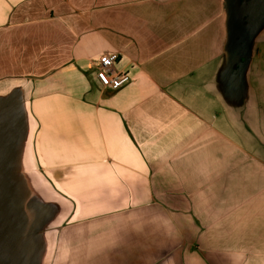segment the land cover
Listing matches in <instances>:
<instances>
[{"label":"crops","instance_id":"1","mask_svg":"<svg viewBox=\"0 0 264 264\" xmlns=\"http://www.w3.org/2000/svg\"><path fill=\"white\" fill-rule=\"evenodd\" d=\"M0 264H264V0H0Z\"/></svg>","mask_w":264,"mask_h":264},{"label":"built area","instance_id":"2","mask_svg":"<svg viewBox=\"0 0 264 264\" xmlns=\"http://www.w3.org/2000/svg\"><path fill=\"white\" fill-rule=\"evenodd\" d=\"M116 63V53H109L92 62L91 68L99 91L114 92L128 83L130 78L128 72L117 71Z\"/></svg>","mask_w":264,"mask_h":264}]
</instances>
